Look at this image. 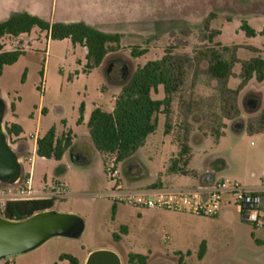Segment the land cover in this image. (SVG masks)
Returning <instances> with one entry per match:
<instances>
[{
  "label": "rangeland",
  "instance_id": "1",
  "mask_svg": "<svg viewBox=\"0 0 264 264\" xmlns=\"http://www.w3.org/2000/svg\"><path fill=\"white\" fill-rule=\"evenodd\" d=\"M12 12H27L51 24L87 21L105 33L123 38L118 52L108 55L99 68L85 73L84 47L73 45L69 39L52 41L46 32L35 28L17 45L24 55L13 66L5 67L0 77V99L5 103L3 124L7 140L19 158L23 154L20 142L27 147L21 159V176L31 173L36 191L66 186L69 194L56 201L54 211L79 217L84 231L75 239L54 237L0 264H68L61 260L64 255L84 263L90 251L113 252L122 264H128L129 250L153 252L167 264H177L173 257L178 253L191 254L194 264H264V230L244 221L228 201L221 209L227 212L217 217L116 204L110 197L115 185L106 174L104 156L93 146L86 147L93 107L102 106L108 111L107 106L114 103L123 83L138 68L171 52L186 61L187 70L183 89L173 97L170 134L165 133L166 117L160 115L157 131L136 153V159L117 164L124 189H191L200 186L201 178L206 184L215 180L246 188L247 181L261 186L264 136L250 134L246 129L235 137L230 130L235 123L246 124L260 114L264 82L253 79L240 90L236 104L241 115L236 120H226L218 82L206 75L208 63L200 53L207 48L218 49L219 44L235 47L238 62L226 85L238 90L243 65L258 57L264 60V0H0V22ZM244 24L255 31L254 37L243 30ZM4 43L7 51L16 47L9 40ZM133 47L149 52L135 59L131 56ZM153 97L164 99L163 88ZM248 98L258 100V112L245 109ZM12 124L23 130L19 140L7 135L6 125ZM51 129L60 136L70 134L73 139L74 147L61 162L40 158L35 152L36 141L31 137L42 138ZM217 132L220 138L229 132V139L214 155L222 157L226 167H214L218 170L214 177L200 178L190 170L205 171L220 139ZM185 146L190 148V155L182 161L189 162L179 166L187 170L186 175L171 170ZM83 148L88 151V161H74ZM257 148L262 149L259 154L255 152ZM123 228L129 236L120 241L119 236H125ZM202 245L206 246V255L198 262Z\"/></svg>",
  "mask_w": 264,
  "mask_h": 264
},
{
  "label": "trees",
  "instance_id": "2",
  "mask_svg": "<svg viewBox=\"0 0 264 264\" xmlns=\"http://www.w3.org/2000/svg\"><path fill=\"white\" fill-rule=\"evenodd\" d=\"M35 28L46 32L52 41L69 39L73 45L84 47L87 52L85 73L99 68L108 55L118 52L121 49L123 38L120 34L101 32L83 22L51 24L27 12H16L7 20L0 22V77L5 67L13 66L24 55V50L18 46L7 51L4 41L7 38L16 39L22 35H29ZM205 29H209L208 23ZM243 30L248 36L254 37L256 35L255 31L247 24L243 25ZM212 35L210 42H212ZM217 47L218 49L207 48L200 55L208 63L206 75L218 82L224 119L233 121L241 115L236 104L240 90L253 79L259 83L264 82V60L258 57L245 63L239 89L231 90L227 88L226 83L232 76L233 68L238 62L236 48L221 44ZM148 52L147 49L133 47L131 56L138 59L146 56ZM186 70V61L172 55L171 52H167L162 59L149 61L146 65L138 68L123 83L121 92L115 101L113 112H107L101 108H96L92 112L88 123L89 136L93 147L104 156L105 166L111 159H115L117 164L131 160L145 146L147 139L157 131L160 115L166 117L165 133L170 134L173 97L181 92L185 85ZM161 87L164 90L165 98L157 100L153 94L157 93ZM245 109L249 113L258 112V100L256 98L246 99ZM244 128L250 134L264 133V100L263 108L256 118L251 119L246 124L237 122L233 125L235 132H240ZM6 132L9 138H19L23 130L19 125L12 124L6 125ZM221 136L218 132L216 133L217 139ZM71 144L70 136L57 139L55 129H51L37 141L36 154L43 159L61 162L71 148ZM179 155L181 157L173 162L171 170L186 175L188 174L187 170L179 165L186 166L188 164L189 159L183 162L182 158L190 155V148L188 146L183 147ZM76 159L81 160V157ZM56 201L53 199L8 202L1 216L13 222L25 221L36 214L53 211ZM121 232L127 234V229L123 228ZM115 238L118 239L116 236ZM205 254L206 246L202 245L199 258L203 259ZM130 259L133 262L137 261L139 264H143V258L140 256H131ZM61 260H65L69 264H80L79 260L71 255H64Z\"/></svg>",
  "mask_w": 264,
  "mask_h": 264
},
{
  "label": "built area",
  "instance_id": "3",
  "mask_svg": "<svg viewBox=\"0 0 264 264\" xmlns=\"http://www.w3.org/2000/svg\"><path fill=\"white\" fill-rule=\"evenodd\" d=\"M106 174L115 185L110 197L116 204L129 203L150 210L217 217L224 201H228L244 221L264 230V182L257 190L247 189L237 183L214 181L191 189L127 191L121 183L115 159H111L106 165ZM68 194L69 191L64 185L46 191H36L32 186L30 173L27 177L21 176L13 185L0 182V211L4 212L8 202L58 200Z\"/></svg>",
  "mask_w": 264,
  "mask_h": 264
},
{
  "label": "water",
  "instance_id": "4",
  "mask_svg": "<svg viewBox=\"0 0 264 264\" xmlns=\"http://www.w3.org/2000/svg\"><path fill=\"white\" fill-rule=\"evenodd\" d=\"M4 114L5 103L0 99V182L13 185L21 177L22 165L8 143ZM83 231L84 223L79 217L54 210L21 222L0 217V261L29 253L54 237L79 238ZM87 264H121V260L113 252L97 251L90 255Z\"/></svg>",
  "mask_w": 264,
  "mask_h": 264
},
{
  "label": "crops",
  "instance_id": "5",
  "mask_svg": "<svg viewBox=\"0 0 264 264\" xmlns=\"http://www.w3.org/2000/svg\"><path fill=\"white\" fill-rule=\"evenodd\" d=\"M13 13H16V12H12L9 16H8V18L13 14ZM7 18V19H8ZM6 19V20H7ZM76 22H79V21H75V23ZM83 23H86V24H88V25H90V26H92V27H94L95 29H97V30H99V31H101V32H104V30L102 29V28H100V26H98L97 24H91V23H89V22H87V21H83ZM23 36H25V35H22V36H20L19 38H16V39H12V38H7L6 40H9V41H11L13 44H14V46H17L18 44H20V43H23L22 42V38H23ZM5 44V43H4ZM5 49H6V45H5ZM120 92L121 91H119L118 92V94L116 95V96H114V103L112 104V105H110V106H107L108 107V111L107 112H113V110H114V105H115V101H116V99H117V97L119 96V94H120ZM263 100H264V96H263V98H262V104H261V106L263 107ZM96 108H101V109H103L104 111H106L102 106H94L93 107V109H92V112L96 109ZM92 112H91V114H92ZM245 113L247 114V112L245 111ZM248 115V114H247ZM90 117H91V115H90ZM89 120H90V118H89ZM231 132H230V134H233V136H239V135H241V134H243L245 131H246V128H244L242 131H240V132H235L234 130H230ZM228 133L229 132H225V135L222 137V138H220L219 140H218V142L214 145V148H215V152H214V154L211 156V158H210V162H209V164H208V166H207V168H205V171H203V170H199V169H194V170H190L191 172H193L195 175H198L200 178L201 177H203V175H212L213 177L217 174V171L218 170H216L214 167H217V166H224V167H226V165H225V160L222 158V157H220V156H214L216 153L218 154V152H219V150L222 148V146H223V142H225L226 140H228L229 139V135H228ZM258 135H260V136H264V133H261V134H257V136ZM45 136V135H44ZM66 137V136H70V138H71V148L70 149H72L73 147H74V144H73V139H72V136L70 135V134H66V133H64V134H62L61 136L60 135H58L57 133H56V137H57V139H61L62 137ZM153 135H151L150 137H152ZM88 137L90 138V136H89V129H88ZM149 137V138H150ZM33 140H35L36 141V147H35V152L37 151V141L39 140V139H41L40 137H36V136H32L31 137ZM43 138V137H42ZM17 140H19L20 138H16ZM90 141H89V143L88 144H86L87 146V149H91V146H93V144H92V142H91V139H89ZM262 142L264 143V139H262ZM21 144H20V147H19V151H21V154L23 153H25L26 152V150H27V147L24 145V144H22V142H20ZM92 144V145H91ZM264 145V144H263ZM93 148V147H92ZM17 151V150H16ZM262 151V149L261 148H257V149H255V152H257L256 154H259L260 152ZM78 152H79V154L77 155V157L76 158H80L81 157V161L80 162H87L88 161V159H89V154H88V151L86 150V149H80V150H78ZM23 154L20 156V158H19V161H20V163H21V159H22V157H23ZM37 155V154H36ZM19 157V156H18ZM64 158V157H63ZM132 159H136V156H134ZM74 161H76V162H79L77 159H74ZM139 165V164H138ZM140 166V165H139ZM141 167V166H140ZM203 180H204V178H201V180H200V184H202V183H204L203 182ZM215 180H213L212 182H214ZM246 183H247V189H251V190H257V189H259L261 186H254L253 184H251L250 182H247L246 181ZM227 211H225L224 209H223V211H221L220 212V215L223 213V214H225ZM129 236V232L127 233V234H125V236H119V240L120 241H123L124 240V238L123 237H125V238H127ZM131 250H129V253H136V252H130ZM92 253V251H90V252H88L87 253V256H86V258H85V262H86V260H87V258L89 257V255ZM85 262L83 263L81 260H79V263L80 264H85ZM68 263V262H67ZM69 264V263H68ZM122 264V263H121Z\"/></svg>",
  "mask_w": 264,
  "mask_h": 264
},
{
  "label": "flooded vegetation",
  "instance_id": "6",
  "mask_svg": "<svg viewBox=\"0 0 264 264\" xmlns=\"http://www.w3.org/2000/svg\"><path fill=\"white\" fill-rule=\"evenodd\" d=\"M206 255V254H205ZM131 256H140L143 258V264H167L164 263V261L158 256L154 255L153 252L150 253H128V264H139L137 261H131L130 257ZM205 258V256H204ZM203 258V259H204ZM173 259L177 262V264H194L195 262L193 261L192 255L191 254H176L174 255ZM198 262L203 261V259L199 258V254L197 256ZM141 263V262H140Z\"/></svg>",
  "mask_w": 264,
  "mask_h": 264
}]
</instances>
